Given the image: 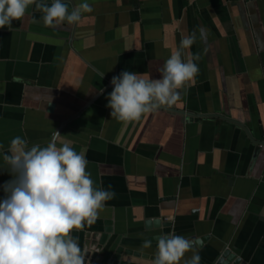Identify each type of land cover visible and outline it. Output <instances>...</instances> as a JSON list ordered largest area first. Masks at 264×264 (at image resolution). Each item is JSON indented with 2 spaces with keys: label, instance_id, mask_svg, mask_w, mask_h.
<instances>
[{
  "label": "crops",
  "instance_id": "crops-1",
  "mask_svg": "<svg viewBox=\"0 0 264 264\" xmlns=\"http://www.w3.org/2000/svg\"><path fill=\"white\" fill-rule=\"evenodd\" d=\"M82 2L71 0L70 10ZM87 2L93 11L75 24L47 26L32 5L0 28V201L13 179L2 159L11 140L46 146L57 131L85 153L95 186L114 193L80 242L109 222L125 249L156 254V236L207 237L193 246L200 264L225 248L264 264V0ZM193 31L185 51L200 55L199 73L177 104L139 121L112 118V78H158ZM156 218L171 227L147 228Z\"/></svg>",
  "mask_w": 264,
  "mask_h": 264
},
{
  "label": "clouds",
  "instance_id": "clouds-1",
  "mask_svg": "<svg viewBox=\"0 0 264 264\" xmlns=\"http://www.w3.org/2000/svg\"><path fill=\"white\" fill-rule=\"evenodd\" d=\"M70 3L0 0V28L11 29L12 21L22 19L32 5L50 27L78 23L83 13L93 11L87 0L71 10ZM196 39V31L182 37L159 69L158 78L130 71L114 76L107 105L112 118L139 121L146 114L177 104L181 91L190 87L199 73L196 61L200 55L185 51ZM200 39H205L203 29ZM2 159L13 179L5 183L6 196L0 201V264H85L87 251L73 232L94 224L114 196L95 186L85 153L77 152L55 131L46 146L29 147L26 139L14 137ZM151 245L150 239L144 240L142 249ZM189 251L193 252L191 258L183 259ZM181 260L183 264H200L201 257L183 236L161 235L151 264H180Z\"/></svg>",
  "mask_w": 264,
  "mask_h": 264
},
{
  "label": "water",
  "instance_id": "water-1",
  "mask_svg": "<svg viewBox=\"0 0 264 264\" xmlns=\"http://www.w3.org/2000/svg\"><path fill=\"white\" fill-rule=\"evenodd\" d=\"M171 227V223H165L162 219L156 218L149 220L146 223L147 228ZM110 223H106V227L102 233H84L83 238L79 242L82 249L87 251L85 255V264H125L123 263V256L142 258L151 263L155 254L141 253L130 249H125L121 245H115L112 239ZM168 235V234H167ZM74 237L79 238L78 232H73ZM166 236V235H165ZM160 236L154 237L159 240ZM192 247H202V244L207 240V237L194 239L187 238ZM213 264H245L242 259L237 256L231 249L225 248Z\"/></svg>",
  "mask_w": 264,
  "mask_h": 264
}]
</instances>
